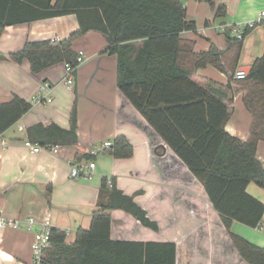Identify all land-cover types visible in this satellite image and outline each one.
<instances>
[{
    "label": "crops",
    "instance_id": "0c3cea01",
    "mask_svg": "<svg viewBox=\"0 0 264 264\" xmlns=\"http://www.w3.org/2000/svg\"><path fill=\"white\" fill-rule=\"evenodd\" d=\"M215 4L217 8L226 7L224 17H217V9L213 10L206 1L185 0L188 21L196 23L197 31L185 32L182 37L195 43L196 54L207 53L212 46L227 53L226 35L230 27L257 21L264 12V0H215ZM221 26H225L226 31H220ZM80 30L77 15H67L10 26L0 37V105L10 103L16 97L33 104L28 114L0 136L6 141L4 147L0 146V215L23 222V228L19 230L0 229V264H33L35 234L43 225L66 232L67 242L73 243L79 229H90L94 214L101 210V203L106 201L107 191L113 186L134 197L147 212V217L159 227L154 231L124 211H110L113 240L175 243L177 264H198L201 257L197 245L198 236H201L193 232L194 228L189 230L184 222L190 215L185 207L188 201L198 207L201 203L197 186L194 198L185 187L189 182L197 185L198 181L119 89L118 57L106 53L108 42L104 36L92 31L75 41L74 51L85 55L84 63L74 73L71 86L65 80V64L35 75L28 61L18 64L10 58V54L21 51L29 42L63 41ZM143 44L142 40L132 42L131 54L136 55ZM263 55L264 24L243 40L237 72L251 71L255 61ZM197 73L199 77L222 86L230 83L229 76L214 66L201 68ZM47 83L53 90L44 96L53 98V102L36 103L41 86ZM244 97V91L235 97V111L226 131L247 141L252 115ZM74 109L78 116L76 145L61 146L58 155L48 152L32 154L24 146L29 140V131L36 126L56 124L70 130ZM21 126L23 131L19 129ZM119 136L126 137L133 147L132 158L116 159L108 152L97 157L91 155L95 148L102 147L105 142L113 144ZM257 153L264 166V141L259 142ZM91 156L92 161H88ZM93 161L97 168L91 179L72 177L73 165H87ZM104 180H107V191L102 189ZM134 180H146L142 183L144 187L134 184ZM140 191L146 193L140 195ZM247 191L264 204L263 189L253 183ZM103 193L105 198L102 201ZM29 218L36 220L32 228L26 223ZM223 227L235 249L233 254L237 255V264H247ZM232 230L264 248L263 241H252L243 235V231L250 230L263 236L264 233L239 223H234Z\"/></svg>",
    "mask_w": 264,
    "mask_h": 264
},
{
    "label": "trees",
    "instance_id": "16d2710c",
    "mask_svg": "<svg viewBox=\"0 0 264 264\" xmlns=\"http://www.w3.org/2000/svg\"><path fill=\"white\" fill-rule=\"evenodd\" d=\"M199 1L217 9V17L226 15V7L217 8L215 0ZM67 15H77L79 32L63 41L29 42L10 58L18 64L28 61L35 75L60 64L77 67L75 41L92 31L102 34L108 42L106 53L118 57L121 92L203 185L242 260L264 264V248L232 232L234 223L255 230L264 220V204L247 191L253 183L264 190V166L257 153L259 142L264 141V55L247 78L239 80L236 72L243 40L231 32L226 35L227 53L212 46L209 52L196 54L195 43L182 34L196 32L197 25L188 21L180 0H0V37L10 26ZM140 40L142 48L131 54L130 44ZM208 66L226 73L230 83L222 86L199 77L198 70ZM241 91L252 115L247 141L226 131ZM32 108V103L18 97L0 105V136ZM77 130L74 109L70 130L56 124L36 126L29 131V140L43 147L73 146L78 142ZM107 152L116 159L134 155L124 136L116 138ZM107 185L104 180L102 189L107 191ZM107 192L90 229H79L73 243L67 242L66 232L52 229L44 264H177L175 243L112 239L110 211H124L154 231L159 227L134 197L116 186Z\"/></svg>",
    "mask_w": 264,
    "mask_h": 264
},
{
    "label": "built area",
    "instance_id": "2783aa9c",
    "mask_svg": "<svg viewBox=\"0 0 264 264\" xmlns=\"http://www.w3.org/2000/svg\"><path fill=\"white\" fill-rule=\"evenodd\" d=\"M264 24V12H262L259 16L257 21H250L245 22L238 25H232L230 27V32L233 36L238 38L239 40H244L247 35V32H251L252 30L256 29L257 27ZM220 31H226L225 26H221ZM84 52L79 53L78 57V65L77 67H73L70 64H65V71L66 77L65 80L69 86L74 84V73L75 71L84 63ZM248 76L247 72L245 71H238L236 73V78L239 80H244ZM53 88L47 83L41 86L40 93L36 98V103L43 104L52 103L53 98H47L44 94L51 92ZM20 131L24 130V127L19 128ZM6 145L5 140L0 139V146L4 147ZM24 146L32 153V154H40L42 152H48L53 155H58L61 147L60 146H47L43 147L41 145L35 144L30 140H26L24 142ZM113 144L111 142H105L102 147L95 148L91 155L93 157H97L101 154L106 153L109 149H111ZM97 168V163L95 161L90 162L89 164H80V165H73L71 175L73 178H85L91 179L93 176L94 170ZM27 225L32 228L36 224V220L34 218H29L26 220ZM11 228L15 230H19L23 228V222L13 219H6L0 215V229ZM258 231L264 233V223H260L257 227ZM51 229L47 225H43L42 229L35 234L34 243L32 246L33 250V264H44L45 261V251L50 247L51 244Z\"/></svg>",
    "mask_w": 264,
    "mask_h": 264
},
{
    "label": "rangeland",
    "instance_id": "374dc122",
    "mask_svg": "<svg viewBox=\"0 0 264 264\" xmlns=\"http://www.w3.org/2000/svg\"><path fill=\"white\" fill-rule=\"evenodd\" d=\"M181 2L185 4V0H181ZM133 182L134 184H139L142 186V183L146 182V180H134ZM196 183L197 185H194L193 183L189 182L185 189L189 195L193 196V198L197 195L195 193L198 191L197 196L201 203L198 207L194 204L190 205L189 203L191 201H188L185 207L191 216L189 215L187 220L184 219V222L186 223V226L189 228V230L194 228L195 230L193 232H197L201 236L200 238L198 236L199 241L197 245L198 251H200L198 254L201 257L200 261H198V264H237V255L236 253L235 255L233 254L235 249L227 238L225 233L226 231L223 227L224 224L220 216H217L215 211L212 209V203L206 197V192H204V188L201 186L202 184L199 181ZM195 186H197V191L194 189L196 188ZM140 193V195H144L146 192L140 191ZM183 218L184 217L181 219ZM161 219L163 220L164 218ZM166 219L169 220L171 218ZM237 234H240V232ZM243 235H245L248 239H254L256 241L261 240L264 242V236L261 233L259 234L257 232L248 230L246 232L243 231ZM224 236H226V239Z\"/></svg>",
    "mask_w": 264,
    "mask_h": 264
},
{
    "label": "water",
    "instance_id": "95a60500",
    "mask_svg": "<svg viewBox=\"0 0 264 264\" xmlns=\"http://www.w3.org/2000/svg\"><path fill=\"white\" fill-rule=\"evenodd\" d=\"M250 73V70H247V74H249ZM165 147V146H164Z\"/></svg>",
    "mask_w": 264,
    "mask_h": 264
}]
</instances>
